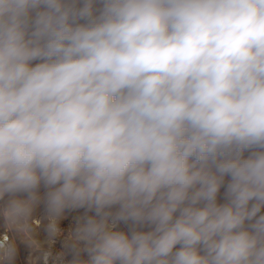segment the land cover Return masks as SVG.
<instances>
[{
  "label": "clouds",
  "instance_id": "clouds-1",
  "mask_svg": "<svg viewBox=\"0 0 264 264\" xmlns=\"http://www.w3.org/2000/svg\"><path fill=\"white\" fill-rule=\"evenodd\" d=\"M0 264H264V0H0Z\"/></svg>",
  "mask_w": 264,
  "mask_h": 264
},
{
  "label": "rangeland",
  "instance_id": "rangeland-1",
  "mask_svg": "<svg viewBox=\"0 0 264 264\" xmlns=\"http://www.w3.org/2000/svg\"><path fill=\"white\" fill-rule=\"evenodd\" d=\"M26 255V253L25 252H23V250H22V253H21V257H20V260H23V258H24V256Z\"/></svg>",
  "mask_w": 264,
  "mask_h": 264
}]
</instances>
